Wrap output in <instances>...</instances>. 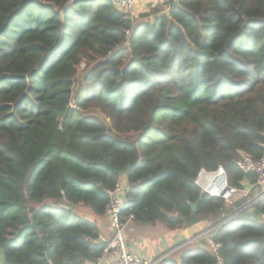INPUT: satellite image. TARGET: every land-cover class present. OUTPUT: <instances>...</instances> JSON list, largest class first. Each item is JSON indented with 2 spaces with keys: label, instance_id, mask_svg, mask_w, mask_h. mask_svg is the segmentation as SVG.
Returning a JSON list of instances; mask_svg holds the SVG:
<instances>
[{
  "label": "trees",
  "instance_id": "trees-1",
  "mask_svg": "<svg viewBox=\"0 0 264 264\" xmlns=\"http://www.w3.org/2000/svg\"><path fill=\"white\" fill-rule=\"evenodd\" d=\"M242 153L264 159V0H178L133 26L109 0H0L3 264L96 263L106 244L77 210L104 216L120 181L134 224L217 226L256 190L192 211L196 176L221 166L243 190ZM211 238L216 252L187 244L161 264H264L262 223L234 217Z\"/></svg>",
  "mask_w": 264,
  "mask_h": 264
},
{
  "label": "built area",
  "instance_id": "built-area-1",
  "mask_svg": "<svg viewBox=\"0 0 264 264\" xmlns=\"http://www.w3.org/2000/svg\"><path fill=\"white\" fill-rule=\"evenodd\" d=\"M165 1L157 0V3L163 4ZM109 2L117 12L126 17L131 26L137 22L139 16L137 0H109ZM129 32L130 30H127L125 34L128 36ZM110 54L111 52H109ZM79 67L84 69V63H81ZM236 166L245 175L250 174L255 177L253 186L257 189V195L253 201L241 209L244 210L248 206L255 205L264 200V159L254 160L250 154L242 153L236 162ZM195 184L203 194L212 198H221L224 202H229L238 193V189L229 186L226 171L221 166L215 171L201 169L196 176ZM127 189L125 182L120 181L112 190L106 192L108 204L104 216L109 219L113 236L107 243L103 251V256L111 255V259L107 264H161L164 257L147 259L128 249L125 242V235L129 224L133 221V216L128 214L123 218L121 217V211L126 203ZM208 245L213 252L219 249V245L213 243L212 238H209ZM0 264H3L1 257Z\"/></svg>",
  "mask_w": 264,
  "mask_h": 264
},
{
  "label": "crops",
  "instance_id": "crops-1",
  "mask_svg": "<svg viewBox=\"0 0 264 264\" xmlns=\"http://www.w3.org/2000/svg\"><path fill=\"white\" fill-rule=\"evenodd\" d=\"M163 6H165V8ZM156 7H160L159 10L167 9L165 3L159 4L157 3V0L137 1L139 13L154 10ZM242 185L243 190H238L236 195L239 193H241V196L246 195L251 189H255V196L257 195V189L253 186L254 184H250L249 181L246 180ZM77 212L78 215L96 225L99 230L98 239L107 245L113 236V230L110 227L109 219L106 216H95L87 208H80ZM214 229V226L208 222L193 225L179 232L169 231L161 225L151 228L134 224L132 222L126 230L125 242L128 249L135 254L141 255L147 259H158L161 257H164L165 259L187 244L199 245L203 242L208 243L209 238L212 237ZM0 257L3 262V257L1 255ZM110 259L111 255L103 256L102 254L95 264H107Z\"/></svg>",
  "mask_w": 264,
  "mask_h": 264
},
{
  "label": "water",
  "instance_id": "water-1",
  "mask_svg": "<svg viewBox=\"0 0 264 264\" xmlns=\"http://www.w3.org/2000/svg\"><path fill=\"white\" fill-rule=\"evenodd\" d=\"M177 3H178V0H166L165 4L167 5V9H165L164 11L159 12L157 14H154L153 19L157 18V17H161V16H169L172 9L174 8L175 5H177ZM202 197H203V193H201V195H200V197L196 203L190 204L192 211H196L197 204L199 203V201L201 200ZM253 205L248 206L244 210L236 212L233 216L226 219L224 222H226L229 219L234 218V217H240V218L245 219V220L255 221V222L264 224V216L261 215ZM224 222H221L217 226H214V228H217L219 225L223 224ZM41 240H42L44 247H45V250H46V257H47L48 261H50L49 252H48V243H47L46 236H41ZM93 264H95V263H93Z\"/></svg>",
  "mask_w": 264,
  "mask_h": 264
},
{
  "label": "rangeland",
  "instance_id": "rangeland-1",
  "mask_svg": "<svg viewBox=\"0 0 264 264\" xmlns=\"http://www.w3.org/2000/svg\"><path fill=\"white\" fill-rule=\"evenodd\" d=\"M138 1V0H137ZM160 6V5H158ZM165 8V6H163ZM158 10L160 9V7H156ZM162 9V8H161ZM164 10H159V12H162ZM149 15L148 17H144V16H147ZM153 10H150V11H147V12H143V13H139V16H138V20L137 21H151L153 19ZM143 18V19H142ZM85 65V64H84ZM87 72V67L85 65V68L84 69H81V67L78 66V69H77V74L74 78V85H73V93L76 92L78 86L81 85L82 83V77H83V74ZM72 106H73V103H72Z\"/></svg>",
  "mask_w": 264,
  "mask_h": 264
}]
</instances>
